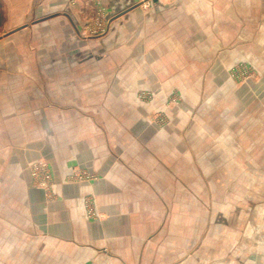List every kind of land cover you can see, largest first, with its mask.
Listing matches in <instances>:
<instances>
[{"label": "crops", "instance_id": "crops-1", "mask_svg": "<svg viewBox=\"0 0 264 264\" xmlns=\"http://www.w3.org/2000/svg\"><path fill=\"white\" fill-rule=\"evenodd\" d=\"M148 3L0 0V264H264L263 199L232 193L242 168L217 166L188 116L264 0Z\"/></svg>", "mask_w": 264, "mask_h": 264}, {"label": "rangeland", "instance_id": "rangeland-1", "mask_svg": "<svg viewBox=\"0 0 264 264\" xmlns=\"http://www.w3.org/2000/svg\"><path fill=\"white\" fill-rule=\"evenodd\" d=\"M150 1L134 0L141 5H147ZM101 32L102 29L96 27L80 31L79 34L93 35ZM229 49L228 54L232 50V59H228L226 72L223 74L219 70L221 68L216 69L218 78L214 84L217 91L213 93L214 88L210 92L206 91L200 105L192 114L188 113V116L193 115L197 119L198 132L204 139H207V135H214L215 142L204 140L201 145L209 144L210 148L214 146L217 155L220 153L215 159L217 166L242 168V173L240 169L233 171V182L236 183L237 190L232 193H241L253 200L262 198L261 203L264 204V28L233 30L232 47ZM191 80L194 79L181 80L183 87L185 82L189 83ZM199 83L205 86L207 80L199 79ZM184 95L182 92H170L167 94V102L180 103ZM152 97V94L145 91L139 93V98L143 100L149 101ZM210 104L216 107L209 109ZM163 115L154 113L152 117L164 119ZM192 127L189 122L186 131L190 133ZM244 177L247 189L242 186L243 189L240 190L239 183L243 185Z\"/></svg>", "mask_w": 264, "mask_h": 264}, {"label": "built area", "instance_id": "built-area-1", "mask_svg": "<svg viewBox=\"0 0 264 264\" xmlns=\"http://www.w3.org/2000/svg\"><path fill=\"white\" fill-rule=\"evenodd\" d=\"M142 1L144 2L145 0ZM30 171H31L33 183L35 185L45 189H49L51 187L53 174L49 162L46 159H37L33 161L30 164ZM91 177L92 175L90 173H88L86 170H83L81 168H76L71 175V178L78 181L88 180ZM93 203H94L93 201L87 203L89 215L100 217L101 215L98 212H96Z\"/></svg>", "mask_w": 264, "mask_h": 264}]
</instances>
